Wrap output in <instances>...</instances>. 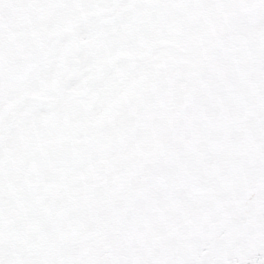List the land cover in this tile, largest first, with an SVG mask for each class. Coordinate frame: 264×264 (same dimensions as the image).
Masks as SVG:
<instances>
[{"label": "snow or ice", "instance_id": "obj_1", "mask_svg": "<svg viewBox=\"0 0 264 264\" xmlns=\"http://www.w3.org/2000/svg\"><path fill=\"white\" fill-rule=\"evenodd\" d=\"M0 264H264V0H0Z\"/></svg>", "mask_w": 264, "mask_h": 264}]
</instances>
